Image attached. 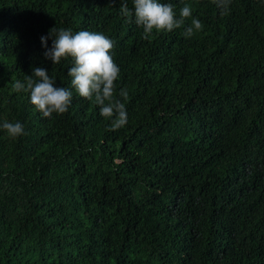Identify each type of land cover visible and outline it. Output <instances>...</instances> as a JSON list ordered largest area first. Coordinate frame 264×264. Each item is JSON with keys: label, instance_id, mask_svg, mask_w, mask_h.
I'll return each mask as SVG.
<instances>
[{"label": "trees", "instance_id": "obj_1", "mask_svg": "<svg viewBox=\"0 0 264 264\" xmlns=\"http://www.w3.org/2000/svg\"><path fill=\"white\" fill-rule=\"evenodd\" d=\"M161 2L192 16L143 39L120 0H0V126L25 131L0 127V264H264V0ZM54 27L114 42L124 127L74 90L51 118L13 90L34 67L71 89Z\"/></svg>", "mask_w": 264, "mask_h": 264}, {"label": "clouds", "instance_id": "obj_2", "mask_svg": "<svg viewBox=\"0 0 264 264\" xmlns=\"http://www.w3.org/2000/svg\"><path fill=\"white\" fill-rule=\"evenodd\" d=\"M120 12L124 17L134 16L137 26L143 29V39H149L155 33L172 32L184 24L185 19L192 16V8L185 5L177 19L174 7L161 0H133L134 11L129 10L125 0H120ZM221 14H226L231 0H211ZM203 25L193 18L191 26L184 35L191 37L195 31H200ZM51 39V47L47 41ZM45 48L44 57L53 65L71 58L72 66L68 70L71 78V89L56 87V80L50 77L43 67H34L31 75H27L24 83L17 80L13 84L14 91L30 93V103L44 118L53 114L62 115L67 112L73 99V90L80 97L93 100L99 106L100 115L111 121L109 130L115 131L127 123L125 103L128 98L126 89H121L116 98V81L120 77V69L112 55L114 42L100 32L81 30L73 33L72 29H50L47 36L41 37ZM2 127L10 138L25 134L20 122L5 121Z\"/></svg>", "mask_w": 264, "mask_h": 264}]
</instances>
